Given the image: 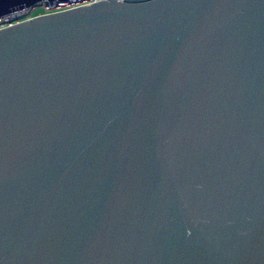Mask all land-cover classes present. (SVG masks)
Wrapping results in <instances>:
<instances>
[{
	"label": "water",
	"instance_id": "95a60500",
	"mask_svg": "<svg viewBox=\"0 0 264 264\" xmlns=\"http://www.w3.org/2000/svg\"><path fill=\"white\" fill-rule=\"evenodd\" d=\"M0 264H264V0L1 28Z\"/></svg>",
	"mask_w": 264,
	"mask_h": 264
},
{
	"label": "built area",
	"instance_id": "2783aa9c",
	"mask_svg": "<svg viewBox=\"0 0 264 264\" xmlns=\"http://www.w3.org/2000/svg\"><path fill=\"white\" fill-rule=\"evenodd\" d=\"M96 1L100 0H39L31 5L15 7L8 13L0 16V29L23 20L31 19L35 16L60 12L91 4Z\"/></svg>",
	"mask_w": 264,
	"mask_h": 264
}]
</instances>
